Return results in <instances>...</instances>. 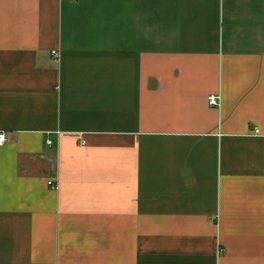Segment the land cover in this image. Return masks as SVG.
I'll return each instance as SVG.
<instances>
[{
	"label": "crops",
	"instance_id": "crops-1",
	"mask_svg": "<svg viewBox=\"0 0 264 264\" xmlns=\"http://www.w3.org/2000/svg\"><path fill=\"white\" fill-rule=\"evenodd\" d=\"M0 132V264H264V0H0Z\"/></svg>",
	"mask_w": 264,
	"mask_h": 264
},
{
	"label": "built area",
	"instance_id": "built-area-1",
	"mask_svg": "<svg viewBox=\"0 0 264 264\" xmlns=\"http://www.w3.org/2000/svg\"><path fill=\"white\" fill-rule=\"evenodd\" d=\"M51 55L53 56V58L56 59L58 57V52L56 50H52ZM207 101H208L210 106L218 107L220 105V96H219V94H210L207 97ZM5 140H6L5 133L0 132V144L3 143ZM47 142L50 143L51 141L48 140ZM48 184L53 186V182L51 180L48 181Z\"/></svg>",
	"mask_w": 264,
	"mask_h": 264
}]
</instances>
